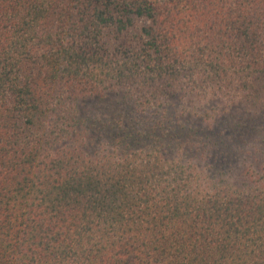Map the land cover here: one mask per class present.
<instances>
[{
    "label": "trees",
    "instance_id": "obj_1",
    "mask_svg": "<svg viewBox=\"0 0 264 264\" xmlns=\"http://www.w3.org/2000/svg\"><path fill=\"white\" fill-rule=\"evenodd\" d=\"M0 264H264V0H0Z\"/></svg>",
    "mask_w": 264,
    "mask_h": 264
}]
</instances>
